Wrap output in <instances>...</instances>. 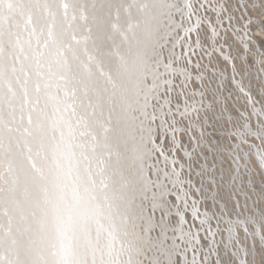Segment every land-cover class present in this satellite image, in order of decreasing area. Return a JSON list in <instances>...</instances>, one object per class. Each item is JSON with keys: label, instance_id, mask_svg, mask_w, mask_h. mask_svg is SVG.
Returning <instances> with one entry per match:
<instances>
[{"label": "snow or ice", "instance_id": "obj_1", "mask_svg": "<svg viewBox=\"0 0 264 264\" xmlns=\"http://www.w3.org/2000/svg\"><path fill=\"white\" fill-rule=\"evenodd\" d=\"M262 49L264 0H0V264H264Z\"/></svg>", "mask_w": 264, "mask_h": 264}, {"label": "bare ground", "instance_id": "obj_2", "mask_svg": "<svg viewBox=\"0 0 264 264\" xmlns=\"http://www.w3.org/2000/svg\"><path fill=\"white\" fill-rule=\"evenodd\" d=\"M253 34H254V35L256 34V30H255V29L253 30ZM262 50H264V49H262ZM255 180H256L257 183H259L260 177L257 176V177L255 178Z\"/></svg>", "mask_w": 264, "mask_h": 264}]
</instances>
